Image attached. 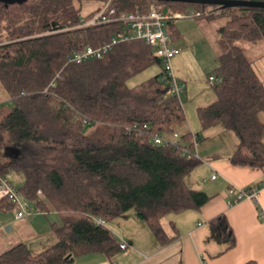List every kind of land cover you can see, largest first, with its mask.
Here are the masks:
<instances>
[{"label": "trees", "instance_id": "trees-1", "mask_svg": "<svg viewBox=\"0 0 264 264\" xmlns=\"http://www.w3.org/2000/svg\"><path fill=\"white\" fill-rule=\"evenodd\" d=\"M106 1H0V82L13 104L0 117V176L21 173L25 182L18 189L24 197L40 212L55 211L63 220L54 225V244L35 252L28 243H19L0 255V264H65L84 254L108 252L119 241L109 223L129 212L166 245L171 238L162 220L200 210L212 198L187 180L202 158L153 140L154 133L172 136L186 119L165 70L129 85L150 67L163 65L151 44L132 38L101 57L69 61L75 53L108 44L125 31L121 23L79 27L82 16L95 14ZM111 2L118 11L188 13L208 23L206 30L209 23L223 19L213 71L218 78L212 84L216 100L198 108L202 130L181 135L182 143L194 149L195 142L208 140L206 130L221 128L238 141L230 157L234 165L263 167L264 82L239 42L264 40V7ZM92 3L98 5L86 11ZM135 125L137 130H126ZM10 148L19 153L7 158ZM5 206L14 203L0 200V207ZM211 224L222 240L229 241V248L236 245L225 213Z\"/></svg>", "mask_w": 264, "mask_h": 264}, {"label": "crops", "instance_id": "crops-1", "mask_svg": "<svg viewBox=\"0 0 264 264\" xmlns=\"http://www.w3.org/2000/svg\"><path fill=\"white\" fill-rule=\"evenodd\" d=\"M187 18L194 17L178 18L171 23L169 21L170 24L167 22L171 45L182 50L181 54L173 59L174 71L180 80L181 75L190 78L188 66H194L192 58L196 57L195 52L201 49V46L194 48L188 36L194 33L200 38V43L201 38L211 43L206 30L208 23L196 18L192 24L178 21ZM191 27L192 29L189 30ZM250 57L264 82V48L263 51L256 52ZM209 62L210 65L205 67H217V51L214 59ZM211 75L216 76L211 72L207 83L213 89L209 82ZM182 82L185 85L186 81L182 79ZM192 85L196 86V84ZM212 89L208 90V95L201 106L209 105L216 100V93ZM189 116L192 123L189 119L187 123L185 119L176 125V132L180 135L202 130V125L199 126L200 130L193 127L195 124L193 112L189 111ZM262 118L264 120V113ZM217 133H220L219 136L222 138L228 137V150L223 153L221 147L205 146L199 149L202 143H198L195 151L203 161L206 160L207 165L204 169L199 167L200 169L194 170L187 178L192 187L206 191L212 198L200 210L170 214L165 217L170 218L168 221H164L165 218L162 220L171 238L169 243L161 245L149 226L138 219L133 212H129L127 216L115 220L112 229L119 241L114 249L108 252L84 254L65 264H245L248 261L264 264V187L259 190L256 200L244 198L234 202L235 194L230 192L232 188L258 186L264 181V166L234 165L230 157L237 148L236 137L230 133L224 134L221 128L205 131V135L209 137L208 141ZM222 144L224 143L219 145ZM18 153L17 148H10L6 154L13 157ZM203 157H206L205 160ZM213 175H216L215 179ZM16 176L19 182H23L21 175ZM5 177L16 185L10 176ZM16 213L15 206L0 207V255L22 242L28 243L36 252L56 242L54 225L60 222L62 224L63 221L59 213L37 212L21 219L17 218ZM221 213L226 214L236 236V245L233 248H229V241L222 240L211 224V220ZM123 242L128 243V249L120 248Z\"/></svg>", "mask_w": 264, "mask_h": 264}, {"label": "built area", "instance_id": "built-area-1", "mask_svg": "<svg viewBox=\"0 0 264 264\" xmlns=\"http://www.w3.org/2000/svg\"><path fill=\"white\" fill-rule=\"evenodd\" d=\"M171 17L184 18L190 17V14L175 13L174 15H169L158 10H152L149 13H144L139 10L131 12L118 11L117 8L112 5L111 0H107L101 9L95 14L82 16L79 27L121 23L125 31L120 33L117 37H114L108 44L98 48L89 46L82 52L75 53L69 58V61L82 62L83 60L91 57H101L104 52L110 50L113 45L119 42L132 38L144 39L156 49L157 54L162 58L166 77L169 79L171 84V93L180 98L185 85L180 81L174 71L173 59L180 55L182 50L178 47L172 46L170 43L171 38L167 29V20ZM217 81L218 78L216 76L211 75L209 77V82L211 84H214ZM137 129V125L134 127H126V130L129 132ZM153 140L156 144L181 147L184 153L199 157L198 153L195 151L198 143L195 142L194 149L183 146L184 144L182 143L181 135L178 132L173 133L170 137L154 133ZM215 178L216 175H213V179ZM262 187H264V183L260 186L249 188H232L230 192L235 194L234 202H238L244 198L256 200L258 192ZM1 199H8L14 203V206L17 209L16 216L19 219L32 213L40 212L39 208L33 205L30 200L25 198L18 187L11 183L5 176H0V200ZM96 222L102 225L106 224V221L103 219H96ZM120 248L122 250L128 249V243H121Z\"/></svg>", "mask_w": 264, "mask_h": 264}, {"label": "rangeland", "instance_id": "rangeland-1", "mask_svg": "<svg viewBox=\"0 0 264 264\" xmlns=\"http://www.w3.org/2000/svg\"><path fill=\"white\" fill-rule=\"evenodd\" d=\"M96 5H98L97 3H92L91 6L87 7L86 11L93 7H96ZM169 8H166L165 12H169L170 10H168ZM178 19V18H177ZM179 23H189L192 24L194 21L193 19L187 18V19H179L178 20ZM223 19H216L215 22L213 23H209L210 24V29L208 30V38L210 40L211 43H207L205 40H202L203 38H201V43H200V38L194 34L191 33L190 36H188L189 38V42L192 44V46L195 47H200V50H197L195 53L197 54L196 57L192 58V61H194V66L193 65H189L188 69H189V76L190 78L188 79L187 77H184L183 75H179L181 77V82L182 79L185 80V87L187 86V88H184V90L182 91L181 95H180V100L183 103V105H185V112H186V122L188 123V119L189 121L192 123L190 116H189V111L193 112L194 114V122L195 124L193 125V127L195 129H198L199 126L201 125L200 119H199V115H198V106L202 105V101L205 100L206 96L208 95V90L212 89L210 86H208L209 83L208 82V75L213 72V69L211 67H205L206 65H210V60L214 59V56L216 55V50H217V40H218V33H217V29L223 24ZM191 28H189V30H191ZM239 44H241L243 47L246 48L248 54L250 56H252L253 54H255L256 52H261L263 51L264 48V40H260L259 42H239ZM164 69V65L160 66L159 64L154 65L152 67H150L149 69H147L145 72L135 76L134 78H132L129 81V85L130 86H135L149 78H151L152 76L160 73L162 70ZM184 84V83H183ZM192 84H196V86H193ZM209 88V89H208ZM213 90V89H212ZM13 108V104L11 102L10 96L7 92V90L4 88V86L2 85V83L0 82V117H2L4 114H6L9 110H11ZM192 125V124H191ZM219 129V128H218ZM200 130V128L198 129ZM205 134V132H204ZM220 133H217V135H215L210 141H204L202 143V145L199 147V149H202L203 146L205 147H221L223 149V153L226 152V150H228V137L227 138H222V136H219ZM231 134V133H230ZM228 135V134H227ZM232 135V134H231ZM234 137V136H233ZM221 143H224L222 145H219ZM12 156H8L7 158H11ZM204 160L206 157H203ZM205 165H207L206 160L203 161V163L199 166L200 168H205ZM197 169H200V168ZM17 174L21 175L23 182H19L18 178H17ZM8 176H10V178L12 179V181L17 185V186H21L24 184L25 182V177L17 172V171H12V173H9ZM13 210H11L12 212ZM134 211V210H132ZM51 217V216H49ZM170 218L167 217L165 218L164 221H168ZM114 223L110 222L109 225L111 226V228L114 227ZM61 224V222H60ZM36 252V251H35Z\"/></svg>", "mask_w": 264, "mask_h": 264}, {"label": "water", "instance_id": "water-1", "mask_svg": "<svg viewBox=\"0 0 264 264\" xmlns=\"http://www.w3.org/2000/svg\"><path fill=\"white\" fill-rule=\"evenodd\" d=\"M6 3L22 2L24 0H0ZM157 1H180L189 3H203L210 5H217L219 8L237 7V6H251L264 7V1L255 0H157Z\"/></svg>", "mask_w": 264, "mask_h": 264}]
</instances>
